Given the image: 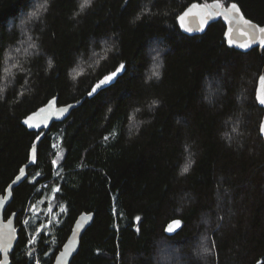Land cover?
Masks as SVG:
<instances>
[{
	"label": "trees",
	"instance_id": "obj_1",
	"mask_svg": "<svg viewBox=\"0 0 264 264\" xmlns=\"http://www.w3.org/2000/svg\"><path fill=\"white\" fill-rule=\"evenodd\" d=\"M196 1L215 0H47L32 19L45 0H0V195L41 134L23 119L80 103L14 189L12 264H53L83 212L95 218L71 264H264V52L228 46L221 19L185 34ZM219 1L264 24V0Z\"/></svg>",
	"mask_w": 264,
	"mask_h": 264
},
{
	"label": "water",
	"instance_id": "obj_2",
	"mask_svg": "<svg viewBox=\"0 0 264 264\" xmlns=\"http://www.w3.org/2000/svg\"><path fill=\"white\" fill-rule=\"evenodd\" d=\"M217 3L223 5L225 8H227L231 3H236L239 7L240 13L243 16V19L252 21L253 25L264 27V24H260L247 17L243 9L237 2H231L229 5H225L221 1L215 0L210 3L199 2V1L192 3L201 6L203 5L209 6L207 9H204L203 15L206 16L208 12H212L213 18L209 19L206 24L201 23V18L193 19L192 16L189 15V16H185L183 21V26L181 25V21L178 19V24L180 29L185 34L190 36L201 35L208 30L211 24L221 19L226 25L225 38L228 46L242 52H249L255 48H259L260 52L263 53L264 44H261L260 41L264 40V34H260L259 36H256L253 29L243 23V19H241L239 23H237L233 19L232 15H229L227 19H225L223 15H217L213 7ZM191 5H189L185 9V11H187L191 7ZM185 11L181 13V15H183ZM200 11L201 8L193 9V12H200ZM189 27L192 28L193 31L191 32L186 31V28ZM229 30H231V37L226 35V33H228ZM245 32L248 33L247 36L244 35ZM229 38L235 40L236 44H229L228 43ZM239 44H249L250 46L248 48H241L237 46ZM261 77H264V68L261 76L259 77L258 85L256 89V99L258 101L259 106L264 109V104L260 102L261 99H264V83L261 82ZM101 88H98L95 92H91L92 93L91 95H95ZM79 104L80 103H70V104L61 105L59 104L57 98H52L46 104L38 108L36 111L30 113L28 116H26L23 119V124L28 129L39 132L41 134L39 135V139L38 138L36 139L35 144L31 149L29 162L22 168L24 175L21 177L19 181H17L16 178L21 175L20 172L16 176V178L8 185L5 194L0 195V264H12L11 254L15 250V247L19 240V232L21 227L17 224V214L13 213L9 218L5 217L7 208L9 207V205L13 200L14 189L26 179L27 169L30 166L36 164L38 160V145L41 142V140L45 137L46 133L49 132V130L56 122H63L66 119H68L73 109L76 108ZM41 109H44V111L41 112L40 111ZM29 117H32V119L29 120L28 119ZM25 121H27V123ZM29 125H33V126L30 127ZM34 125H39V127H35ZM262 125H264V115L261 122V126ZM261 126H260V133L264 140V132H261ZM34 148H35V153L33 152ZM94 218H95L94 213H87V212H83L77 217L72 227L70 235L68 236L67 240L63 244L60 251L57 253L53 264L72 263L73 259L78 254L81 248L82 238L85 232L87 231V229L94 222Z\"/></svg>",
	"mask_w": 264,
	"mask_h": 264
},
{
	"label": "snow or ice",
	"instance_id": "obj_3",
	"mask_svg": "<svg viewBox=\"0 0 264 264\" xmlns=\"http://www.w3.org/2000/svg\"><path fill=\"white\" fill-rule=\"evenodd\" d=\"M46 3H47V0H45L44 4L39 6V8L36 12H33L30 14L29 19H32L33 17H38L40 9L46 10ZM91 4H92V0H81L80 11L83 12L86 8L90 7ZM208 7H209L208 5L201 6V5H197V4H192L191 7L187 11H185V13L183 15L178 17V19L181 21V25L183 26V21H184L185 16H189V15H191L193 19L201 18V23L206 24L209 19L213 18L212 12H208L206 16L203 15L204 9H207ZM213 7L215 10V13L217 15H223L225 17V19H227L229 15H232L233 19L237 23H239V21L241 19H243V16L240 13L239 7L236 3H231L227 8H225L223 5H221L219 3H217ZM197 8H201V11L200 12H193V9H197ZM237 14H239V15H237ZM243 23L245 25H248L249 27H251L256 36H259L260 34H264V27H260L258 25H253L252 21L246 20V19H243ZM186 31L191 32V31H193V29L189 27V28H186ZM226 35L231 37V30H229V32L226 33ZM244 35L247 36L248 33L245 32ZM254 39H255V36H254ZM228 43L229 44H236L235 40H233L231 38H229ZM260 43L264 44V40H261ZM237 46L241 47V48H248L250 45L249 44H239ZM32 47H35V45L33 44ZM49 66H51V64H49ZM123 69H124V64L121 63L119 65V67L116 69V71H114L108 75H105L101 80H99V82L92 89V92H95L98 88H101L102 86L113 82V80L117 76V74L120 73ZM158 69H159V64H155L153 67L152 74H151V76H149V79H151L153 77L159 78L160 73H159ZM74 73L75 74L72 77L73 79H75L78 75L81 74L80 72H76L75 70H74ZM261 82L264 83V77H261ZM0 92H3V89H0ZM22 94L23 93H21V95ZM91 94L92 93H89V95H91ZM260 102L262 104H264V99H261ZM155 103H156V101H153V104H155ZM40 111L43 112L44 109H41ZM136 111H139V109H137ZM28 119L31 120L32 117H29ZM25 122L27 123V121H25ZM29 126L31 127L33 125H29ZM34 126L39 127V125H34ZM261 132H264V125L261 126ZM37 138L39 139V137H37ZM105 139H107V137ZM33 152L35 153V148L33 149ZM191 163H192V161L189 160L188 163L185 164V166L182 169V174L188 172V170L191 166ZM23 175H24V172H23V169H21V175L16 178L17 181H19ZM136 219L139 220V217H137ZM179 225H180V221H178V220L173 221L172 224L169 225V227L167 228V231L171 233V232L175 231V228L179 227Z\"/></svg>",
	"mask_w": 264,
	"mask_h": 264
},
{
	"label": "rangeland",
	"instance_id": "obj_4",
	"mask_svg": "<svg viewBox=\"0 0 264 264\" xmlns=\"http://www.w3.org/2000/svg\"><path fill=\"white\" fill-rule=\"evenodd\" d=\"M31 52H32V50H31ZM61 156H62V155H61ZM61 156H59L58 159L56 160L57 163L59 162Z\"/></svg>",
	"mask_w": 264,
	"mask_h": 264
},
{
	"label": "flooded vegetation",
	"instance_id": "obj_5",
	"mask_svg": "<svg viewBox=\"0 0 264 264\" xmlns=\"http://www.w3.org/2000/svg\"><path fill=\"white\" fill-rule=\"evenodd\" d=\"M12 260V259H11Z\"/></svg>",
	"mask_w": 264,
	"mask_h": 264
}]
</instances>
